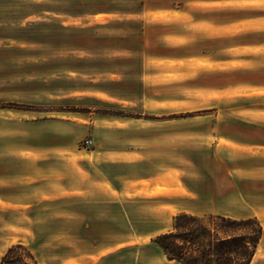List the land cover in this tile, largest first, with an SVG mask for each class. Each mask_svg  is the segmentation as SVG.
<instances>
[{
    "label": "rangeland",
    "instance_id": "obj_1",
    "mask_svg": "<svg viewBox=\"0 0 264 264\" xmlns=\"http://www.w3.org/2000/svg\"><path fill=\"white\" fill-rule=\"evenodd\" d=\"M146 5L0 0L5 264H182L154 241L180 214L195 251L258 223L264 264V0Z\"/></svg>",
    "mask_w": 264,
    "mask_h": 264
},
{
    "label": "trees",
    "instance_id": "obj_2",
    "mask_svg": "<svg viewBox=\"0 0 264 264\" xmlns=\"http://www.w3.org/2000/svg\"><path fill=\"white\" fill-rule=\"evenodd\" d=\"M224 227L239 224L234 220L220 217ZM196 219L186 214L176 216L172 230L159 234L154 241L161 248L169 260H176L182 264H249L257 243L261 237V227L255 222L258 234L255 236L235 235V228L224 230V235L215 243L209 242L202 250L195 251L191 242L194 233H206L205 228L198 227L189 229L188 225ZM252 220H245L241 224L253 223ZM229 227V228H230ZM231 231V232H230ZM22 248L20 244L11 245L0 260L5 264L6 260L15 249ZM24 260L20 264H36L29 251H25ZM22 260V259H21Z\"/></svg>",
    "mask_w": 264,
    "mask_h": 264
},
{
    "label": "crops",
    "instance_id": "obj_3",
    "mask_svg": "<svg viewBox=\"0 0 264 264\" xmlns=\"http://www.w3.org/2000/svg\"><path fill=\"white\" fill-rule=\"evenodd\" d=\"M131 1H135V0H131ZM137 2H138V5L140 6V9H139V11L133 10V11L127 12L125 15L128 16L129 18L132 16H134V17L138 16L139 17L146 10H156L155 8L150 7V5H148V6L146 5V4H150L151 0H137ZM113 13H115V11L113 9H102V10H96V11L89 12L86 15H88L90 17H96V16H100V15H112ZM128 17H126V18H128ZM134 17H132V18H134ZM138 24H139V28L141 29L143 27L142 23L138 21ZM21 183H22V180L16 179V178L15 179H1L0 178V185L1 186L3 184H6L8 186V185L21 184ZM26 184L27 183L24 184V187L26 186ZM155 191H154V194L162 193V191H160V190H158L159 192H155ZM2 201L8 203V201L3 199L0 195V202H2ZM0 208H1V203H0Z\"/></svg>",
    "mask_w": 264,
    "mask_h": 264
},
{
    "label": "built area",
    "instance_id": "obj_4",
    "mask_svg": "<svg viewBox=\"0 0 264 264\" xmlns=\"http://www.w3.org/2000/svg\"><path fill=\"white\" fill-rule=\"evenodd\" d=\"M85 144H89V141H85Z\"/></svg>",
    "mask_w": 264,
    "mask_h": 264
}]
</instances>
